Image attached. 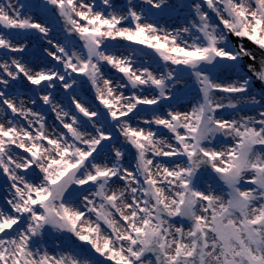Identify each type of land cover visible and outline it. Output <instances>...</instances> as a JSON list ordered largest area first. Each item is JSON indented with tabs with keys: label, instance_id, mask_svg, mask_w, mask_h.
Listing matches in <instances>:
<instances>
[{
	"label": "snow or ice",
	"instance_id": "obj_1",
	"mask_svg": "<svg viewBox=\"0 0 264 264\" xmlns=\"http://www.w3.org/2000/svg\"><path fill=\"white\" fill-rule=\"evenodd\" d=\"M0 264H264V0H0Z\"/></svg>",
	"mask_w": 264,
	"mask_h": 264
}]
</instances>
